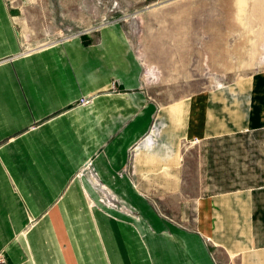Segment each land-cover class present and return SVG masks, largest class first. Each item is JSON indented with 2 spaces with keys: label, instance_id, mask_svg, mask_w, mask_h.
<instances>
[{
  "label": "crops",
  "instance_id": "1",
  "mask_svg": "<svg viewBox=\"0 0 264 264\" xmlns=\"http://www.w3.org/2000/svg\"><path fill=\"white\" fill-rule=\"evenodd\" d=\"M127 41L113 24L26 47L0 0L4 264H264V184L193 195L179 156L182 140L263 131L264 75L161 105ZM155 117L156 144L131 154Z\"/></svg>",
  "mask_w": 264,
  "mask_h": 264
},
{
  "label": "rangeland",
  "instance_id": "2",
  "mask_svg": "<svg viewBox=\"0 0 264 264\" xmlns=\"http://www.w3.org/2000/svg\"><path fill=\"white\" fill-rule=\"evenodd\" d=\"M2 1L22 43L31 48L91 31L98 35L118 24L140 61L141 92L161 105L216 89L232 93L264 75V0ZM113 84L118 85L113 80L108 92H119ZM158 123L152 119L131 154L156 144ZM179 156L184 191L193 195L264 184V130L182 140ZM97 187L100 204L128 210L104 185ZM146 200L156 210L153 199Z\"/></svg>",
  "mask_w": 264,
  "mask_h": 264
},
{
  "label": "built area",
  "instance_id": "3",
  "mask_svg": "<svg viewBox=\"0 0 264 264\" xmlns=\"http://www.w3.org/2000/svg\"><path fill=\"white\" fill-rule=\"evenodd\" d=\"M77 36V35H76ZM113 87H114V89L116 90V88H117V86L115 85V84H113ZM111 93V92H110ZM89 102H90V100L89 99H86V98H82L81 100H80V104H82V105H86V104H89ZM91 163H89L87 166L88 167H91ZM0 264H4V258H3V256L0 254Z\"/></svg>",
  "mask_w": 264,
  "mask_h": 264
}]
</instances>
